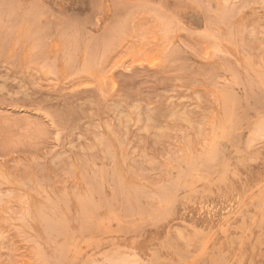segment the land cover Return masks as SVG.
I'll list each match as a JSON object with an SVG mask.
<instances>
[{"label":"rangeland","instance_id":"374dc122","mask_svg":"<svg viewBox=\"0 0 264 264\" xmlns=\"http://www.w3.org/2000/svg\"><path fill=\"white\" fill-rule=\"evenodd\" d=\"M0 264H264V0H0Z\"/></svg>","mask_w":264,"mask_h":264},{"label":"bare ground","instance_id":"6f19581e","mask_svg":"<svg viewBox=\"0 0 264 264\" xmlns=\"http://www.w3.org/2000/svg\"><path fill=\"white\" fill-rule=\"evenodd\" d=\"M249 190V189H248ZM175 248H176V246H175ZM200 248V247H199ZM175 253H177V256L179 257V255H178V253L179 252H175ZM182 254V253H181ZM184 255H186V254H184ZM181 256V255H180ZM182 258V260H183V257H181ZM185 259V258H184ZM185 261V260H184ZM187 262V261H186Z\"/></svg>","mask_w":264,"mask_h":264}]
</instances>
